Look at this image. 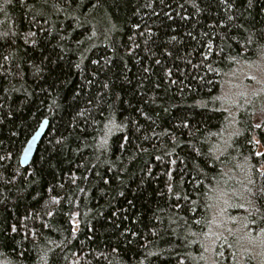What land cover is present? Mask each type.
Segmentation results:
<instances>
[{"label":"trees","instance_id":"obj_1","mask_svg":"<svg viewBox=\"0 0 264 264\" xmlns=\"http://www.w3.org/2000/svg\"><path fill=\"white\" fill-rule=\"evenodd\" d=\"M263 57L264 0H0V263L209 264L221 190L257 244L264 88L223 89Z\"/></svg>","mask_w":264,"mask_h":264},{"label":"rangeland","instance_id":"obj_2","mask_svg":"<svg viewBox=\"0 0 264 264\" xmlns=\"http://www.w3.org/2000/svg\"><path fill=\"white\" fill-rule=\"evenodd\" d=\"M262 88H264V57L237 67L225 80L223 96L230 102L231 112L235 113L237 112V104L241 103L242 96L245 97L242 99L247 101L248 94L256 93ZM255 148L257 151L263 150L258 143L255 144ZM225 193L224 190L219 192L218 200L213 207L207 242V261L209 264H218L216 255L218 244L221 246L219 258L229 257L230 244L234 243L239 245L240 250L249 249V253L251 251L253 257L257 260L264 249V236L257 238V244L262 245L259 248L255 244V240L244 231L242 220L229 218L222 209L223 202H226L228 198ZM259 249H262V251Z\"/></svg>","mask_w":264,"mask_h":264},{"label":"water","instance_id":"obj_3","mask_svg":"<svg viewBox=\"0 0 264 264\" xmlns=\"http://www.w3.org/2000/svg\"><path fill=\"white\" fill-rule=\"evenodd\" d=\"M48 123V119L43 120V122L40 124L38 129L26 144L20 158V163L23 167L29 166L31 164L37 147L47 131Z\"/></svg>","mask_w":264,"mask_h":264}]
</instances>
